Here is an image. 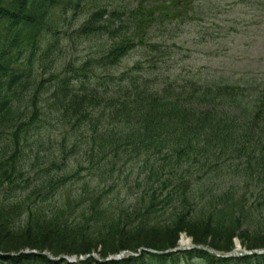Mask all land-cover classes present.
Masks as SVG:
<instances>
[{
	"label": "trees",
	"instance_id": "obj_1",
	"mask_svg": "<svg viewBox=\"0 0 264 264\" xmlns=\"http://www.w3.org/2000/svg\"><path fill=\"white\" fill-rule=\"evenodd\" d=\"M115 1L0 0V252L105 259L172 249L181 233L219 254L234 239L264 249V84L189 79L156 89L135 75L140 63L120 72L135 49L159 52L154 26L183 23L192 0ZM72 40L88 44L79 61L65 57ZM217 177L233 186L213 185ZM115 264L264 256L141 252Z\"/></svg>",
	"mask_w": 264,
	"mask_h": 264
},
{
	"label": "rangeland",
	"instance_id": "obj_2",
	"mask_svg": "<svg viewBox=\"0 0 264 264\" xmlns=\"http://www.w3.org/2000/svg\"><path fill=\"white\" fill-rule=\"evenodd\" d=\"M115 3L125 7L127 0H117ZM193 12L195 18L182 25L165 21L154 26L150 42L159 47V52L150 48H137L122 61L120 67H117L118 70L123 72L141 62L144 69L142 78L145 81L153 80L154 83L165 81L179 84L190 79L236 84L241 82L244 76L249 80L253 74H261L260 79L264 77V0H200ZM79 23L80 21L75 24L78 26ZM165 25L167 28L163 27ZM74 43L75 40L67 42L69 48L65 57L79 61L88 53V44L77 42L74 48ZM161 56L164 57L163 61L156 63ZM119 71L111 75L117 77ZM100 73L97 72V75L100 76ZM139 74L140 72L135 73ZM94 81L92 80L93 85ZM161 88L163 86L156 89ZM77 159L79 163L84 164L80 157ZM211 183L227 190L233 186L220 177L214 178ZM92 186H96V183ZM182 238L192 244L191 239L182 234L179 235L176 245ZM238 250L239 253L248 252L240 248ZM23 251L39 254L43 250L25 248L16 253L21 256ZM124 252L131 258L132 252ZM187 253L189 252L177 251V254ZM96 254L98 255L97 252L90 253L94 258H97ZM66 256L76 259L85 257ZM6 260H3L4 264H7ZM94 262L91 259V263ZM115 263L118 262L109 264Z\"/></svg>",
	"mask_w": 264,
	"mask_h": 264
},
{
	"label": "bare ground",
	"instance_id": "obj_3",
	"mask_svg": "<svg viewBox=\"0 0 264 264\" xmlns=\"http://www.w3.org/2000/svg\"><path fill=\"white\" fill-rule=\"evenodd\" d=\"M179 244H181L180 249H190L191 244L187 239L182 238Z\"/></svg>",
	"mask_w": 264,
	"mask_h": 264
},
{
	"label": "water",
	"instance_id": "obj_4",
	"mask_svg": "<svg viewBox=\"0 0 264 264\" xmlns=\"http://www.w3.org/2000/svg\"><path fill=\"white\" fill-rule=\"evenodd\" d=\"M154 254H160V253H154ZM250 254H256V253L255 252H252V253L244 254V255H250ZM232 256H237V254L236 253H230V254L227 255V257H232ZM2 258H5V256H3Z\"/></svg>",
	"mask_w": 264,
	"mask_h": 264
}]
</instances>
